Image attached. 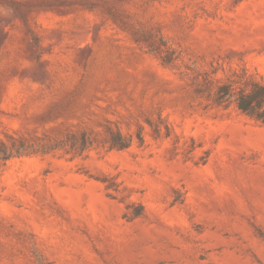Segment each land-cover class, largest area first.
<instances>
[{
  "label": "rangeland",
  "instance_id": "obj_1",
  "mask_svg": "<svg viewBox=\"0 0 264 264\" xmlns=\"http://www.w3.org/2000/svg\"><path fill=\"white\" fill-rule=\"evenodd\" d=\"M249 79L264 0H0V264H264Z\"/></svg>",
  "mask_w": 264,
  "mask_h": 264
},
{
  "label": "trees",
  "instance_id": "obj_2",
  "mask_svg": "<svg viewBox=\"0 0 264 264\" xmlns=\"http://www.w3.org/2000/svg\"><path fill=\"white\" fill-rule=\"evenodd\" d=\"M216 98L224 103L234 98L239 110L251 118L264 123V80L249 79L242 87H234L233 83H225L218 87ZM112 146L123 149L129 146V142L119 131L112 134ZM8 151H3L4 159L12 156Z\"/></svg>",
  "mask_w": 264,
  "mask_h": 264
}]
</instances>
